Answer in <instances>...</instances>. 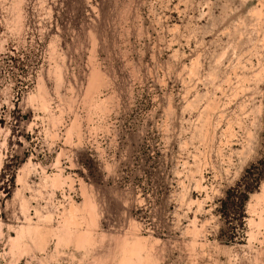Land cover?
Returning <instances> with one entry per match:
<instances>
[{
    "label": "rangeland",
    "instance_id": "374dc122",
    "mask_svg": "<svg viewBox=\"0 0 264 264\" xmlns=\"http://www.w3.org/2000/svg\"><path fill=\"white\" fill-rule=\"evenodd\" d=\"M264 0H0V264H264Z\"/></svg>",
    "mask_w": 264,
    "mask_h": 264
},
{
    "label": "trees",
    "instance_id": "16d2710c",
    "mask_svg": "<svg viewBox=\"0 0 264 264\" xmlns=\"http://www.w3.org/2000/svg\"><path fill=\"white\" fill-rule=\"evenodd\" d=\"M259 147L260 157L246 167L236 186L226 191L224 199L219 201L218 212L226 222L227 219H240L244 216L249 194L264 181V133Z\"/></svg>",
    "mask_w": 264,
    "mask_h": 264
}]
</instances>
